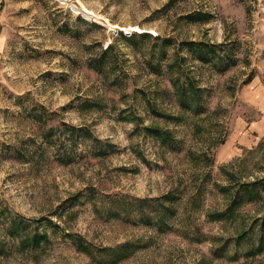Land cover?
Segmentation results:
<instances>
[{"label":"rangeland","instance_id":"obj_1","mask_svg":"<svg viewBox=\"0 0 264 264\" xmlns=\"http://www.w3.org/2000/svg\"><path fill=\"white\" fill-rule=\"evenodd\" d=\"M198 12L212 19L184 18ZM184 41H236L240 60L219 74ZM107 48L112 70L93 73L87 62ZM176 76L202 88L199 117L178 105ZM60 123L86 128L113 154L94 159L63 134L46 143ZM144 128L169 132L180 150ZM61 152L71 164L57 163ZM263 178L264 0H0V264H106L99 251L123 244L134 250L116 264H264L255 252L264 187L230 209L238 184ZM167 195L173 216L144 207L149 225L137 212L105 219L95 210L114 196L167 205ZM71 198L79 202L61 215ZM34 234L44 236L38 246Z\"/></svg>","mask_w":264,"mask_h":264},{"label":"trees","instance_id":"obj_2","mask_svg":"<svg viewBox=\"0 0 264 264\" xmlns=\"http://www.w3.org/2000/svg\"><path fill=\"white\" fill-rule=\"evenodd\" d=\"M190 23H206L212 19L210 14L198 12L186 15L184 17ZM134 34L130 35V37L134 38ZM138 37L144 38L149 37L145 33H140ZM126 39V37H124ZM123 38V39H124ZM128 39V38H127ZM181 49H185L188 55L201 65H207L209 69L217 72L219 74L225 73L230 70L231 67L235 66L239 62V58L237 56L238 44L236 41H229L223 43H206V42H193V41H184V43L178 44ZM110 48L102 51L98 54L94 59L89 60L86 64L87 68L91 70L93 73L103 74L104 70H112V61L109 57ZM110 65V68L108 67ZM170 69L168 71L173 73V64H170ZM152 70V68H151ZM154 70V69H153ZM158 72V71H156ZM249 80V79H247ZM171 85L174 88L175 99L178 102V105L183 111L189 112L191 115L199 117L202 113L205 112V108L202 104V88L198 87L193 83V80L188 79L187 81L180 82L178 76L175 78H171L170 80ZM94 104H86L87 108L95 107ZM171 118V117H170ZM171 121L172 119H168ZM55 128L49 127L45 133H43V140L46 143L53 144V139H59L60 134L64 135L63 140L65 143L70 144L71 147L83 146V144L87 145V147L91 151V157L94 159L104 158L110 154H113L114 147L106 142H102L99 139L93 137L92 133H90L84 127H75L72 125H65L60 123L58 126H54ZM146 134L151 137L154 141H158L160 145L165 146L169 151H179L180 149L175 145L173 142L172 136L169 132H165L160 130V128H144L143 129ZM54 135H57L56 137ZM57 163L61 165H68L71 164L73 159L68 152H61L56 156ZM264 178L261 181H252L248 183H241L238 184V189L231 193L230 203L232 207L230 209H234V207L242 204L243 202H249L251 200H255L260 198V188L264 187ZM262 187H257L261 186ZM82 195L79 194L78 198ZM89 202L97 201L96 196H94L93 192H88L87 195ZM176 200L175 196L167 195L164 196V201L167 205H163L159 203V200H138L133 199L127 201L122 196H114V198L108 199L106 202L100 203L99 208L95 207L97 211L96 214L99 216L104 214L103 217L106 218H115L120 217L121 219H127V216L130 214L138 213L139 216L137 221L141 222L142 224L149 225L151 224V218L143 217L144 215L140 212L143 211L144 207L149 208L151 212H156V214H160L158 217L163 219L164 216H173L174 214V201ZM77 198H71L70 200H66L62 203V206L65 208L62 209L61 215L71 207L78 203ZM69 205L67 206V204ZM159 203V204H158ZM160 209V210H159ZM159 212V213H158ZM161 222V220H159ZM10 229L13 226V229L18 227L17 221L11 219L10 220ZM49 222V221H47ZM159 222V223H160ZM158 223V224H159ZM26 227L21 228H28L29 225L22 223ZM263 232H264V225H263ZM30 239L31 245L38 246L44 236H39L38 234H34ZM76 247L80 252L87 254L90 258L94 257V253L90 251L87 246H84L80 240L75 241ZM1 249V248H0ZM134 248L132 245L123 244L117 246L114 249L104 248L102 252L106 260H102L101 262H105L106 264H116L119 261L126 259L128 256L131 255ZM264 251V234L258 238V245L256 248V253H261Z\"/></svg>","mask_w":264,"mask_h":264},{"label":"bare ground","instance_id":"obj_3","mask_svg":"<svg viewBox=\"0 0 264 264\" xmlns=\"http://www.w3.org/2000/svg\"><path fill=\"white\" fill-rule=\"evenodd\" d=\"M65 2V1H63ZM71 5V4H70ZM72 7V6H71ZM73 8V7H72ZM78 13L82 14L85 18H87L88 20H92V18L94 19V16L92 13L86 11V10H79L77 11ZM96 17V16H95Z\"/></svg>","mask_w":264,"mask_h":264}]
</instances>
